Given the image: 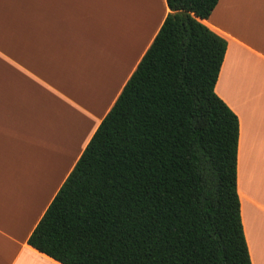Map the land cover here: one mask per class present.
Listing matches in <instances>:
<instances>
[{
	"label": "trees",
	"instance_id": "trees-1",
	"mask_svg": "<svg viewBox=\"0 0 264 264\" xmlns=\"http://www.w3.org/2000/svg\"><path fill=\"white\" fill-rule=\"evenodd\" d=\"M152 44L28 243L62 264H252L219 0H166Z\"/></svg>",
	"mask_w": 264,
	"mask_h": 264
},
{
	"label": "crops",
	"instance_id": "crops-1",
	"mask_svg": "<svg viewBox=\"0 0 264 264\" xmlns=\"http://www.w3.org/2000/svg\"><path fill=\"white\" fill-rule=\"evenodd\" d=\"M170 12L166 0H0V264H62L28 239ZM216 93L239 120L237 191L264 264V0H219Z\"/></svg>",
	"mask_w": 264,
	"mask_h": 264
}]
</instances>
